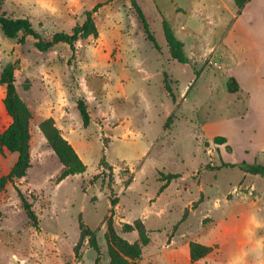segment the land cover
<instances>
[{
  "label": "rangeland",
  "instance_id": "rangeland-1",
  "mask_svg": "<svg viewBox=\"0 0 264 264\" xmlns=\"http://www.w3.org/2000/svg\"><path fill=\"white\" fill-rule=\"evenodd\" d=\"M3 1L2 12L27 18L43 39L70 33L84 9L101 7L98 36L78 40L73 60L67 45L40 52L33 37L19 44L0 32V72L19 61L15 86L31 112V168L15 186L39 221L31 226L8 184L0 264H94L97 256L110 264V250L127 264H192L190 242L212 248L193 264H264V178L246 171L264 165V0H250L234 32L233 0H136L156 47L130 0ZM163 21L183 43L185 64L171 59ZM229 77L241 83L237 93L227 92ZM4 91L0 132L10 123ZM46 118L84 173L59 181L63 167L38 129ZM16 157L0 149V177ZM79 219L99 255L86 240L75 255Z\"/></svg>",
  "mask_w": 264,
  "mask_h": 264
},
{
  "label": "trees",
  "instance_id": "trees-1",
  "mask_svg": "<svg viewBox=\"0 0 264 264\" xmlns=\"http://www.w3.org/2000/svg\"><path fill=\"white\" fill-rule=\"evenodd\" d=\"M133 9L139 18L147 39L153 43L156 47V43L152 33L149 30L148 22L144 16V13L136 0H130ZM238 13L243 7L250 2V0H233ZM4 1L0 0V32L8 39L17 40L19 44H23L27 36L34 38V46L40 52H47L57 45H67L71 51V60L75 56L74 45L78 40L92 36L96 38L98 36L97 26L94 22V14L101 7V4H96L91 9H84L81 13V21L76 22L70 33L59 32L51 36L50 39H43L36 33L31 26L30 21L27 18L14 19L7 16L2 12V6ZM164 39L169 51V55L172 60L179 64H185L187 62L183 53V43L179 41L174 35L170 27L165 21L162 24ZM19 67V61L8 62L0 72V87H4V96L2 98V106L10 118V123L0 132V149L6 150L9 153H15L17 155L16 161L9 170V172L0 177V194L5 190L8 184H11L17 197L20 201L21 208L25 213L26 218L31 223V226L35 229L38 228V218L32 209V204L25 198L20 189L15 186V180L24 178L28 169L31 168L30 164V120L31 112L25 102L20 98L16 86H15V71ZM165 88L171 96V91L167 78L165 80ZM226 90L228 93H237L239 91V85L235 78L229 77L226 83ZM77 109L80 114L82 125L86 128L90 123L89 111L86 103L83 99L77 101ZM172 121V117H168L165 124L167 128L168 124ZM38 129L49 147L55 154L58 162L62 165L63 170L59 176V181H62L69 175L82 174L86 167L82 163L81 159L68 143V141L61 135L58 128L55 126L52 118H46L38 124ZM108 165L105 163L104 157L100 160V166ZM109 168V167H108ZM246 171L252 175H260L264 178V165L254 163L247 166ZM96 178V177H95ZM115 201L111 202L114 205ZM2 213L0 211V217ZM79 241L75 246V255H77V249L80 248L81 242L86 240L89 247L93 249L97 255H99V247L96 241L94 232L88 225L83 223L79 219ZM212 252V248L201 245L196 242H190L188 246V254L190 263H196ZM110 264H127L126 262H117L115 260V253L110 250ZM140 255L139 250H136L130 257L133 261ZM99 257L97 256L94 264H98Z\"/></svg>",
  "mask_w": 264,
  "mask_h": 264
},
{
  "label": "crops",
  "instance_id": "crops-1",
  "mask_svg": "<svg viewBox=\"0 0 264 264\" xmlns=\"http://www.w3.org/2000/svg\"><path fill=\"white\" fill-rule=\"evenodd\" d=\"M247 4H249V2H248ZM247 4L243 7V9L241 10V13H242L243 11L246 10V8H247V7H246ZM241 13H239L238 16L235 18V20L233 21V32H234L235 27H236V25H237V23H238V19H239V17L241 16ZM232 34H233V33H232ZM233 78H235V77H233ZM236 79H237V78H236ZM236 79H235V80H236ZM237 81H238V80H237ZM237 83H239V84H238L239 87L242 88V87H241V86H242L241 83H240L239 81H238ZM41 121H42V120H41ZM41 121H40V122H41ZM40 122H39V123H40ZM60 133H61V132H60ZM61 135H62V134H61Z\"/></svg>",
  "mask_w": 264,
  "mask_h": 264
}]
</instances>
